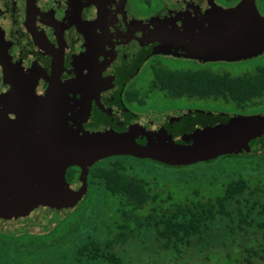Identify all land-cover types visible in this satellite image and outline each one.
Segmentation results:
<instances>
[{"label":"flooded vegetation","instance_id":"flooded-vegetation-1","mask_svg":"<svg viewBox=\"0 0 264 264\" xmlns=\"http://www.w3.org/2000/svg\"><path fill=\"white\" fill-rule=\"evenodd\" d=\"M225 44L231 58L210 57ZM261 45L264 0H0V83L34 77L84 128L124 131L181 110L212 125L260 112L264 90L233 102L215 88L217 74L243 77L229 88H264Z\"/></svg>","mask_w":264,"mask_h":264},{"label":"water","instance_id":"water-1","mask_svg":"<svg viewBox=\"0 0 264 264\" xmlns=\"http://www.w3.org/2000/svg\"><path fill=\"white\" fill-rule=\"evenodd\" d=\"M228 36L224 31V42ZM228 50L227 44L218 46L217 55L210 57L229 59ZM261 135L264 110L214 125L206 115L181 110L154 114L124 131L84 128L34 77L11 72L0 83V221L28 217L41 207H75L86 194L91 166L106 157L186 166L251 152ZM142 136L147 140L141 141ZM71 166L79 173L69 182L66 171Z\"/></svg>","mask_w":264,"mask_h":264},{"label":"trees","instance_id":"trees-1","mask_svg":"<svg viewBox=\"0 0 264 264\" xmlns=\"http://www.w3.org/2000/svg\"><path fill=\"white\" fill-rule=\"evenodd\" d=\"M253 78L256 76L248 77ZM237 79L243 77L217 74L216 97L248 102L253 95L248 96L243 90H255L256 96L264 90L241 86L230 87L234 93L230 92L229 85L224 82ZM204 90L202 95H207ZM125 157L129 156L106 157L91 166L88 191L81 200L88 205L89 211L79 214L74 225L63 228L62 221L66 217L56 222L51 214L53 209H48L50 224L42 231L0 229L1 253L7 255L8 261L21 264V257L30 260L38 248L67 241L70 233H76L81 241L74 252L76 262L102 258L105 264H137L131 258L126 259L114 247L125 244L130 237L139 238L141 230L152 231L164 249L176 254L193 249L196 244H204L203 250L209 243L208 234L216 227L227 232L225 239L231 238L236 229L242 233H261L264 239V188L259 184V177L264 176V135L257 137L251 152L219 156L216 166H212L214 168L206 164L214 159L200 162L205 165L190 169L192 178L182 183L163 181L162 184H172L175 188H167L165 195L157 189L160 183L156 178L133 175L132 166L126 163ZM78 173L77 166L69 167L67 181H73ZM182 190L193 193L183 195ZM175 193L182 199L175 197ZM93 217L103 221L99 227L92 226L95 234L104 235L102 240L90 234L80 237L83 225L79 220H91ZM246 260V264H254L249 258ZM224 264L233 263L225 260Z\"/></svg>","mask_w":264,"mask_h":264},{"label":"rangeland","instance_id":"rangeland-1","mask_svg":"<svg viewBox=\"0 0 264 264\" xmlns=\"http://www.w3.org/2000/svg\"><path fill=\"white\" fill-rule=\"evenodd\" d=\"M124 159L127 164L132 166L131 173L133 175L143 178L147 177L149 179L152 177L156 178V182L160 183L157 185V189L161 191L163 195L167 194V188L175 190L172 184L164 185L162 184L163 181H168L173 184L178 181L182 183L192 178V176H190V169H194L195 166L205 165L204 163L200 164V162H197L181 168H170L165 166V164L157 163L156 161L146 158L129 156ZM219 159L220 158L217 157L206 164L210 168H214L212 166H216ZM259 184L264 188V176L259 177ZM181 192L183 195L193 193L192 191L190 193L186 190H182ZM174 196L182 199V196L180 197L177 193H175ZM82 204L83 201H80L73 208L51 211L53 220L59 222L62 218L66 217L64 222L62 221L63 228L74 225V219L77 218L79 214L84 212V215L89 211L88 205L83 204L82 206ZM51 214L48 209L41 207L34 210L28 217L19 220L0 221V229L23 228L28 231L39 232L50 224ZM79 221L81 225H83L80 230V237L90 234L99 240L104 238L103 234H95L92 230V226L99 227L103 224L101 218L95 219V217H93L91 220L84 218ZM61 232L62 230H60V234ZM225 233L227 232L222 228L216 227L208 234L207 241L209 243L206 244L207 246L205 245L206 247L203 250H201V247L204 244H196L193 249L176 254L164 249L162 244L155 240L152 231L141 230L139 238L132 239L130 237L125 244L114 247V250H117L118 253L122 254L126 259H133L132 261L137 264H224L225 260H232L233 264H246V258H249L254 264H264V239L261 233H242L236 229L232 237L227 239L224 238ZM128 235H130V233H128ZM5 239L7 240L8 236H6ZM222 240L225 242L222 243ZM80 242L76 233H70L67 241L38 248L33 253V258L30 260L21 257V264H105L102 258L76 262L74 252L76 246ZM2 251L3 250L0 249V264H17L13 261H8L7 255H3L1 253Z\"/></svg>","mask_w":264,"mask_h":264}]
</instances>
